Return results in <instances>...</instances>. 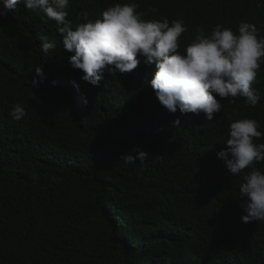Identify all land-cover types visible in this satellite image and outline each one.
<instances>
[{"label": "clouds", "instance_id": "clouds-1", "mask_svg": "<svg viewBox=\"0 0 264 264\" xmlns=\"http://www.w3.org/2000/svg\"><path fill=\"white\" fill-rule=\"evenodd\" d=\"M250 1L0 0V127L36 118L45 123L36 144H57L62 132L46 113L56 96L81 107L87 85L118 90L119 81L143 68L147 105L171 118V178L155 203L166 237L178 249L199 245L216 264H241V237L264 231V18L213 14L217 3ZM19 33L24 51L6 45ZM218 119L226 134L211 156L213 173L219 171L224 185L242 183L235 206L227 200L226 219L196 221L190 208L211 200L213 190L203 159L190 148ZM7 142L0 133V148ZM133 152L120 160L150 157ZM0 174L9 173L2 167ZM13 215L12 232L0 224V264H12V254L32 253V243L44 240L24 207Z\"/></svg>", "mask_w": 264, "mask_h": 264}, {"label": "trees", "instance_id": "trees-1", "mask_svg": "<svg viewBox=\"0 0 264 264\" xmlns=\"http://www.w3.org/2000/svg\"><path fill=\"white\" fill-rule=\"evenodd\" d=\"M213 15L260 22L264 0H251L244 7L217 3ZM25 42L19 33L6 45L24 51ZM143 75L140 68L119 81L118 90L113 85H87L81 107L73 108L56 96L55 107L46 113L62 132L57 144H36L45 130V123L36 118L9 129L0 127L8 141L0 148V169L9 173L0 174V224L12 232L13 214L24 207L44 239L32 243V253L12 254V264H216L199 245L178 249L166 237L155 203L171 178L166 128L171 118L147 105ZM260 119L264 123L261 107ZM210 126L190 151L206 165L213 198L193 205L190 216L220 223L228 216V198L235 206L242 181L230 180L227 186L219 171L213 173L211 156L226 128L223 119ZM134 148L150 157L143 163L120 160L122 154L135 155ZM241 239V264H258L256 259L264 258V231Z\"/></svg>", "mask_w": 264, "mask_h": 264}, {"label": "bare ground", "instance_id": "bare-ground-1", "mask_svg": "<svg viewBox=\"0 0 264 264\" xmlns=\"http://www.w3.org/2000/svg\"><path fill=\"white\" fill-rule=\"evenodd\" d=\"M56 73V72H55ZM57 74V73H56ZM60 74V73H59ZM57 76H58V74H57Z\"/></svg>", "mask_w": 264, "mask_h": 264}]
</instances>
